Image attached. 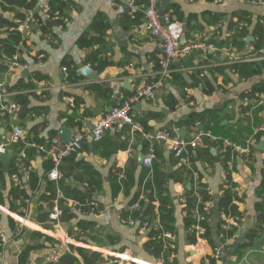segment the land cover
<instances>
[{
  "label": "crops",
  "instance_id": "crops-1",
  "mask_svg": "<svg viewBox=\"0 0 264 264\" xmlns=\"http://www.w3.org/2000/svg\"><path fill=\"white\" fill-rule=\"evenodd\" d=\"M46 1L37 0V19H43L41 8ZM64 1L68 6L64 13L66 22L63 29L48 25L49 23L46 27L38 24L28 25L23 33L24 42L18 47L22 66L9 76L0 60V91L4 89L9 95V101L15 103H17L14 100L16 95L32 91L36 93V98H30L25 112L30 109L41 111L23 119H20L22 114L19 115V111L12 119L6 118L0 112V141L7 140L11 136L14 126L22 128L25 137L33 142H35L34 137L29 134L32 129H35L39 139H42L39 143H46L60 136V130L65 126L74 129L76 133L86 134L87 148L85 146L86 149L82 153L68 158L63 163V168L68 169L82 162L83 166L99 174L100 189L92 195L94 203L97 204V212L83 216L95 222L96 226L82 231L77 227V220H75L69 223L68 226L71 229L69 230L48 221H40L43 214L39 210L41 198L47 192L46 175L53 167V162L37 152L32 170L39 178L37 188L32 190L29 180L20 176L21 185L32 203L27 228L23 233H19L17 221L12 213L14 211L12 207L19 205L22 200L15 202L11 195V190L16 185L8 166L0 178V229L4 232L6 239L0 264H21L22 253L29 246L38 244L36 233L58 242L70 238L71 244L101 254L106 262L104 264H127V260L132 261V264H158L161 256L166 253L163 251L159 255L156 254L152 243L154 240H151L152 234L161 229L158 205L155 211L156 218L152 223L146 221L150 222L152 228L149 231H143L144 222L142 225L137 222L135 226L121 223L123 219L121 210L131 211L132 206L128 207V198L123 192H120L115 199L112 196V179L115 173L118 170L122 171L119 174L121 180L129 160L135 157L134 147H136L135 155L138 160V153L140 149L143 150L141 141L145 142V138L140 134L137 135L141 143L139 145L135 141L136 135L130 131L131 140H129L127 131L130 127L123 130L114 127L98 143L90 138L97 119L106 114L110 108L128 99L140 82H153L160 74V62L164 55L160 42L150 37L146 29L144 11L147 1ZM168 1L169 4L163 12L171 14L173 20L183 26V43L196 40L220 45L233 34L231 28L234 24L245 28L249 32L247 37L252 36L255 42L253 32L256 25L259 22L262 23L264 19V6L252 5L247 1L222 0L220 3L213 0ZM160 9H162V0ZM16 11L25 12L26 18L23 21L25 22L31 10L17 8ZM15 13V11L0 10V19L17 21ZM6 36L3 30L0 31V39ZM254 42L246 43V47L241 50L225 47L221 49L241 57L251 53ZM41 55L44 56L43 59H40ZM88 57L94 58V65L86 63ZM228 61L219 53L200 51L177 58L172 64V76L158 91L156 99L136 104L139 105L138 109L135 108L136 105L134 106L135 121L142 125L147 133L169 130L174 135L191 139L201 131H208L204 130V125H200L192 116L205 114L204 123L209 125V131L214 136L235 142L248 140L255 135L257 129L264 127V106L256 105L251 111L244 112V107L253 104L247 95L264 81V73L249 79L241 78L235 70L220 73L218 68L230 66L225 65ZM81 63L96 67L97 81L78 75ZM64 68L67 69V73L64 72ZM26 70L29 71V75L23 76ZM70 71L76 72L80 79L70 80ZM36 74L43 80L32 79ZM29 79L35 85V89H14L20 81ZM261 94L264 93H257V95ZM101 102L104 103L103 111L98 114ZM21 107L26 106H20V109ZM210 111H216V114L210 118L209 123ZM115 141L121 143L118 153L111 152ZM263 143L264 136L260 135L252 159H236L231 172L226 165V158L221 155L218 143V146L209 144L211 146L208 152L205 146L190 151L188 161L176 158L170 154L165 145L159 144L164 150L166 170L169 174L173 173V178L175 172L182 169L183 165L187 166L192 159L191 169L195 182L199 180L210 188L214 199V209L221 195L224 194V191H221L224 181L231 176L232 183L236 184L235 190L242 199L238 202L239 212L242 214L241 227L236 229L233 238L227 242L226 246L231 249L246 240L248 231L260 226L259 218L262 214L258 209L261 202L258 191L264 181V149H260ZM129 149H133V152ZM191 169L189 166L188 170ZM77 171L76 169L73 173L68 172L69 179L66 183L72 187L82 188L73 178ZM139 172L140 170L138 174ZM188 175L186 171L181 172L182 182L170 181L169 183L176 205L174 227L178 236V247L174 257H171L169 253V256L165 258V264H206V257L213 251L210 242L205 248L200 245L196 234L186 223L184 207L180 199L188 190L187 186L191 184L188 178L190 175ZM98 203L102 208H99ZM45 204L42 205L49 213V207H45ZM217 224L214 217L211 225L216 242L218 241L215 233ZM260 238H263L262 251H256L253 245L244 251L243 258L238 262V258L232 255V250L226 252L225 248L221 264H264V232L258 239ZM40 243L44 244L45 248L31 252L29 264L53 262L57 250L44 239H41ZM41 258L45 259L43 263H39Z\"/></svg>",
  "mask_w": 264,
  "mask_h": 264
},
{
  "label": "built area",
  "instance_id": "built-area-1",
  "mask_svg": "<svg viewBox=\"0 0 264 264\" xmlns=\"http://www.w3.org/2000/svg\"><path fill=\"white\" fill-rule=\"evenodd\" d=\"M147 5L144 11L146 19V29L150 37L160 42L161 49L163 51L164 58L160 62L161 71L157 79L153 82L142 81L140 82L133 94L123 101L120 105L110 108L106 114L96 120L93 125L92 134L93 142H101L106 133L117 127L121 130L126 127H130V131L133 135L140 134L148 142L149 147L147 152L144 154V167L153 173L154 161L156 159V145L157 143H164L170 154L174 155L180 160L188 161V155L190 150H196L200 147L207 146L209 144H219L220 152L223 157L226 158V165L229 172L233 169L236 159H246L250 160L253 157L255 147L259 143V136H264V127L257 129L255 135L244 142H235L230 139H221L214 136L210 131H201L195 137L191 139H185L180 136L174 135L169 130H160L155 133H147L142 125L137 123L133 117L134 106L143 101H153L156 99L158 91L164 86L167 79L172 76V64L179 57H185L195 51H200L203 53H219L223 57H226L229 61L225 65H234L237 63H257L264 62V48L254 49L251 48V53L236 57L231 51L219 48L214 42L208 41H196L189 40L183 43L184 39V28L181 24L175 22L169 13H162L160 9L161 0H146ZM216 3H220L222 0H213ZM244 1V0H241ZM252 5L264 6V0H249L247 1ZM41 14L43 19L36 18V11L33 9L30 11V15L27 20L17 27H8L0 31L9 34L13 31H19L22 35L26 28L34 24L44 25L50 23L55 25L58 29H63L65 26L66 19L60 10L54 11L50 5L49 0H47L42 6ZM1 48V44H0ZM44 56L41 55L40 59ZM0 60L3 57L0 56ZM8 69V75H12L19 69L22 65L20 62V53L17 50L15 55L6 62ZM64 72L67 73V69L64 68ZM8 94L3 90L0 91V112L8 119L16 117L20 106L9 101ZM258 106H264V94L257 95ZM88 136L84 133H75L71 140L67 143H63L60 136L50 139L46 143H36L29 141L25 137V132L22 128L14 126L11 136L7 140L0 141V156L7 155L10 151L13 152L14 157H17V162L23 164L25 159L28 158L26 149H35L37 152L50 158L53 162V167L48 171L46 178L50 182H54L59 186L60 181L63 179L64 174L62 172L63 163L73 155L80 154L85 149V144ZM21 145L24 147L22 148ZM17 146L19 148H17ZM14 148H17V152H14ZM133 152V149H129ZM25 165V164H24ZM34 160H30V164L24 167V179L30 180V172L33 170ZM122 178L125 176L122 175ZM14 183L17 187L23 188L21 185V178L19 175H13ZM232 187V184L230 185ZM207 191L210 192V188L207 187ZM223 193V192H222ZM63 199V194L60 189L57 190V197L52 200L49 204L46 203L45 207H49V217L50 222L62 226L60 222V217L62 215V205L61 200ZM22 207L14 210L12 213L18 224L19 233H23L27 228L28 217L31 209V199L27 198L24 201ZM180 203L183 207L187 206V199L182 197ZM67 205L77 214L86 216L88 213L84 210L82 204L75 200H69ZM93 212H97V204L92 205ZM214 209V201H199L193 213L196 217V222L191 225V230L196 234L199 243L202 247H206L209 244V239L207 237V230L205 224L210 223L214 220V216H209ZM131 211L142 212L140 202H137L131 207ZM188 214L187 210H184V215ZM76 219L72 220L74 222ZM224 224L222 226L223 232L221 237L226 239L223 244L218 247L213 248L212 254L205 259L206 264H221L223 252L227 246V242L233 238V235L228 234L233 229H238L241 227V219L239 217H233L231 215L224 216ZM136 219H122L121 223L129 226H135L137 224ZM162 229V225L159 224ZM152 228L150 222H144L142 225L143 231H149ZM228 234V235H227ZM152 240L156 241V237L152 234ZM164 244V252H169L171 257H174L177 252V240L178 236L175 232L163 231L161 237ZM71 244V239L66 238L64 241H59L56 244L55 249L57 250L54 255L53 262L57 263L60 259L61 254L67 250L68 245ZM6 245V239L4 232L0 229V246L2 252L0 257L4 254V248ZM165 256L162 255L159 259L158 264H165ZM104 258L97 264H104ZM133 262L127 260V264H132Z\"/></svg>",
  "mask_w": 264,
  "mask_h": 264
},
{
  "label": "trees",
  "instance_id": "trees-1",
  "mask_svg": "<svg viewBox=\"0 0 264 264\" xmlns=\"http://www.w3.org/2000/svg\"><path fill=\"white\" fill-rule=\"evenodd\" d=\"M249 1V0H244ZM50 5L54 11L60 10L63 15L65 13L66 7L68 6L67 2L64 0H49ZM17 8H22L25 11L35 10L38 11L37 0H0V10L7 12V11H15L16 13V20L17 21H10L7 19H0V27H17L19 23L23 22L26 18L25 12L16 11ZM37 15V14H36ZM46 27V24H44ZM233 34L227 38L225 42H222L220 45L217 44L219 48L225 47L226 49H243L246 47L245 39L249 35V32L245 28H240L238 25L234 24L231 28ZM3 33V32H2ZM253 36L255 37V42L253 43L254 48L261 49L264 48V19H262V23L259 22L255 30L253 32ZM24 42L23 35L19 31H13L7 34L6 37L0 39V56L4 57L1 64L5 66V69H8L7 61H9L17 52L18 47L21 43ZM88 45V44H87ZM89 46V45H88ZM94 58L88 57L86 58V63L94 65L93 62ZM1 66V65H0ZM227 70H235V72L244 79H249L251 77L260 75L264 73V62L262 63H237L230 66H223L219 67L218 71L220 73H225ZM32 79L34 80H43L40 75H35ZM78 80L80 79L77 76L76 72L70 71V80ZM28 89L33 90L35 89V85L31 82V79L28 81H20L18 85L14 87V89ZM257 93H264V81L260 82L257 86L253 88V90L247 95L248 99L250 100L252 105H248L244 107V112H249L252 110V107H256L257 105ZM36 98V93L30 91L27 94H18L15 96L14 100L20 106H28L30 103V98ZM260 108V107H259ZM36 113H41L40 110H28L24 114L20 116V119H23L29 115H34ZM216 114V111H210L208 113L209 123L210 118H212ZM195 121H198L204 125V130H210L209 125H205L206 116L194 114L192 115ZM129 140H131L130 130L127 131ZM30 136L34 137L35 142L39 143L42 139H39L38 133L35 129L30 131ZM138 134H136V140L138 143L141 144L140 140L138 139ZM29 139V138H28ZM143 146V153L148 150L149 144L147 141H141ZM160 143L156 145V159L154 161V170L151 174L149 170H147L144 166H140L138 164V160L136 158L135 152L136 147H134V158H131L128 162L127 169L125 171V177L121 180L119 179L120 170H118L114 178L112 179V191H113V198H117L120 192H123L125 196L128 198V207L133 206L137 202H140L142 212H135L130 211L129 209H122L121 210V218L123 219H136L140 225L143 222L150 221L151 223L156 218L155 211L157 209V205L159 208V220L162 225V229L155 232L154 236L156 237V241H152L156 254H161L164 250V244L161 239L163 231L169 232H176L174 227V212L176 211V205L173 196L171 195L169 183L170 181L173 182H182L181 180V172H188L189 182L192 185V189L187 190L186 193L183 195L187 199V206L184 207L183 210H187L188 214L185 216L186 223L189 227L193 223L196 222V217L193 213L194 209L196 208L199 201L206 202V201H214L213 195L211 192L207 191V186L202 184L199 180L195 182L193 170L191 169L192 166V159H190V163L186 166L183 165L182 169L179 172H175V176L173 180L170 178L169 172L166 170V163H165V155L162 146H159ZM218 146V144H211ZM211 145L205 146V149H210ZM86 146V145H85ZM23 148L24 146L21 145ZM17 148H19L17 146ZM17 148H14V152H17ZM87 148V146H86ZM85 148V149H86ZM199 149V148H198ZM197 149V150H198ZM192 152V150H190ZM28 158L25 159L23 164H19L17 162V157H14L12 162L9 165H4L0 162V178L4 174V169L8 166L9 173L11 175L17 174L19 176L24 175V167L30 164V160H34L36 158L37 151L35 149H26ZM75 156V155H73ZM25 164V165H24ZM190 166L191 170H188ZM78 170L77 173L74 175V179L80 183L82 188L72 187L71 185L66 183V180L69 179L68 172H75ZM140 170L139 174L138 171ZM62 172L64 174L63 179L60 181L59 186H57L54 182L47 181V189L45 194L41 198V207L39 210L43 212L40 217L41 222H50L49 213H47L42 204L50 203L57 197V190L60 189L63 194V199L61 200L62 205V215L60 217V222L62 225L69 229V223L72 220H77V227L82 230L86 231L88 229H93L96 226V223L87 220L83 217V215H79L74 212L68 205L67 202L69 200L78 201L80 204L83 205L84 210L91 214L93 211L92 204L95 202L93 199L88 200L85 195V191L91 193L92 195L95 194L96 191L100 189V177L96 171L91 170L87 166H83L82 162H78L76 166H72L68 169L63 168L62 165ZM30 180L29 185L31 186L32 190H35L38 186L39 178L33 173L30 172ZM188 181V180H187ZM196 183V189H195ZM232 184V187L230 186ZM236 184L232 183L231 176H228L224 184L222 185L221 191H224V194L221 195L220 199L217 202V206L221 213V218L218 220L217 229H216V236L218 241L216 242L213 236L212 225L210 223L205 224V228L207 230V237L209 242L213 248L219 246V244H223L226 239L221 237L223 231L222 226L224 224V216L231 215L233 217H239L241 219L242 214L239 212L238 202L242 199L239 197L237 190H235ZM1 193V191H0ZM11 195L14 197L15 202L18 200H22L21 203L18 205L13 206L14 210H17L19 207H22L24 204V199L28 198L25 189L19 187H14L11 190ZM258 195L261 198V202L258 205V209L261 212V216L259 218L260 226L257 229H252L248 231L246 234V240L243 243L237 244L234 248L226 247V252L230 249L232 250V255L238 258V262L244 256V251L248 248L253 246V243L262 235L264 232V181L260 191H258ZM99 208L102 206L98 203ZM43 210V211H42ZM209 216H214V209L212 213L210 212ZM236 229H233L228 234L229 236L235 233ZM227 234V235H228ZM38 237V244L36 246H29L21 255V264H29V256L30 253L37 250L45 248L44 244H41V239H44L46 243L50 244L55 248L56 244L59 242L54 240L53 238L44 236L42 234H35ZM152 240V239H151ZM2 252V248L0 246V253ZM165 258L169 256V252L165 253ZM103 257L101 254L97 252H93L89 249H85L82 247L75 246L73 244H69L67 250L63 252L60 256V259L57 263L52 262L49 264H97L102 261Z\"/></svg>",
  "mask_w": 264,
  "mask_h": 264
},
{
  "label": "water",
  "instance_id": "water-1",
  "mask_svg": "<svg viewBox=\"0 0 264 264\" xmlns=\"http://www.w3.org/2000/svg\"><path fill=\"white\" fill-rule=\"evenodd\" d=\"M169 4L168 0H162V9L161 12L163 13L164 8ZM48 25H51L50 23ZM245 42L247 44H251L252 42H254V38L252 36L247 37L245 39ZM29 75V71H24L23 72V76H28ZM78 75L84 78H87L91 81H97L98 77L96 75V67H90V66H86L84 65V63H81L79 65V72ZM103 106L104 103H100V108L98 109V114H101V112L103 111ZM136 109L139 108V105H136L135 107ZM27 110V107H21V109L19 110V115L23 114L25 111ZM164 112H167L166 110L163 109ZM76 133V131L74 129H70L68 127H63L60 130V136L62 138L63 143H67L69 140H71L72 136ZM182 134V133H181ZM91 140L93 139V134L90 135ZM92 144V143H90ZM120 141H115L114 142V147L111 149L112 153H118L120 151ZM164 145V143H162ZM260 149H264V143L261 144ZM13 152L10 151L7 155H2L0 156V162H2L4 165H9L12 162L13 159ZM144 153L142 152V150L140 149L139 153H138V164L139 165H143L144 163ZM170 177L173 178V173H170ZM187 189L190 190L192 189V185L189 184L187 186ZM85 195L88 198V200L92 199V194L85 191ZM214 217L215 219L218 220L221 218V213L220 210L218 208V206L216 205L215 209H214ZM254 249L258 252L263 250V238H260L258 240H256L254 243ZM45 261L44 258H41L39 260V263H43Z\"/></svg>",
  "mask_w": 264,
  "mask_h": 264
}]
</instances>
